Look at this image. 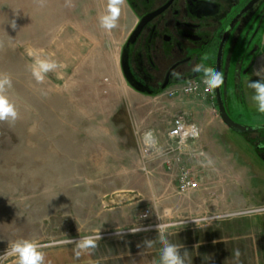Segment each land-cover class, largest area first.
Returning a JSON list of instances; mask_svg holds the SVG:
<instances>
[{"label": "rangeland", "instance_id": "rangeland-1", "mask_svg": "<svg viewBox=\"0 0 264 264\" xmlns=\"http://www.w3.org/2000/svg\"><path fill=\"white\" fill-rule=\"evenodd\" d=\"M132 28L124 0H0V94L17 112L0 121V264H16L3 254L24 241L44 264H162L166 244L199 264L229 243H264V213L221 217L264 206V113L251 86L264 84V54L229 91L230 118L260 129L240 134L203 98L133 92L120 70ZM37 60L57 66L37 79ZM195 103L212 121L206 146L169 154L174 118L196 117ZM150 133L162 149L146 158ZM178 159L200 188L180 191ZM83 238L95 248L78 247Z\"/></svg>", "mask_w": 264, "mask_h": 264}, {"label": "flooded vegetation", "instance_id": "flooded-vegetation-1", "mask_svg": "<svg viewBox=\"0 0 264 264\" xmlns=\"http://www.w3.org/2000/svg\"><path fill=\"white\" fill-rule=\"evenodd\" d=\"M124 3L133 28L121 48L120 70L126 85L142 96L161 95L211 69L222 75L227 106L229 91L243 89L244 77L264 54V0ZM198 64L202 70L194 72Z\"/></svg>", "mask_w": 264, "mask_h": 264}, {"label": "built area", "instance_id": "built-area-1", "mask_svg": "<svg viewBox=\"0 0 264 264\" xmlns=\"http://www.w3.org/2000/svg\"><path fill=\"white\" fill-rule=\"evenodd\" d=\"M205 79L206 76L190 80L185 84L170 88L163 94L169 98L200 97L210 101L213 105L217 104L215 89L208 91L204 82ZM201 133V128L197 124L190 122L189 116L186 113H179L174 118L172 126L167 134L166 143L167 146L170 147L168 153L173 154L185 151L190 143L200 140ZM143 146L146 158H150L152 155L160 153L162 149L161 144H159V141L152 136V133L145 136ZM177 163L179 164L178 185L180 191L187 193L200 188V181L199 183L197 182L195 174L184 164V162L178 159ZM262 213H264V206L252 207L249 210L233 212L221 217L229 218L234 216H247Z\"/></svg>", "mask_w": 264, "mask_h": 264}, {"label": "clouds", "instance_id": "clouds-1", "mask_svg": "<svg viewBox=\"0 0 264 264\" xmlns=\"http://www.w3.org/2000/svg\"><path fill=\"white\" fill-rule=\"evenodd\" d=\"M108 27L115 26V17H113L112 22L107 25ZM37 69L34 74L37 76V79H42L41 73H46L57 65L48 60H37ZM202 65L198 64L193 68L194 72H199L202 70ZM205 71V84L208 91L219 87L223 83L222 75L220 73L212 74L211 69H204ZM174 75H176L174 73ZM9 83L5 80L0 82ZM257 91L256 99L259 102V111L264 113V84L259 82H254L252 85ZM17 119V112L15 107L8 101L7 97L3 94H0V121H8L14 123ZM34 129H30L33 131ZM163 227V226H162ZM135 231V230H134ZM99 235L95 236V240H99ZM71 241H65V243H70ZM162 242H164L162 240ZM166 243V242H165ZM96 244L92 238H83L82 241L78 244V247L81 249L95 248ZM80 252L76 253V256L79 257ZM3 256L5 258L12 256L16 258V264H44V254L38 250L37 246L30 241L24 242H15L11 245L10 251H6ZM162 264H184L183 259L180 257L178 248L175 245L166 244V247L163 249L162 253Z\"/></svg>", "mask_w": 264, "mask_h": 264}, {"label": "crops", "instance_id": "crops-1", "mask_svg": "<svg viewBox=\"0 0 264 264\" xmlns=\"http://www.w3.org/2000/svg\"><path fill=\"white\" fill-rule=\"evenodd\" d=\"M196 102V101H195ZM196 105V103H195ZM198 105H196L192 110L196 113V117L189 118L190 122H193L197 124L201 128V138H200V144L199 141H196L195 144L194 142L191 143V145H194L195 149H201L205 147L206 145L204 144V139L207 134V125L210 124L209 119H203L202 116H200L201 112L199 109H197ZM187 114V112H186ZM189 114V112H188ZM187 114V115H188ZM203 114V113H202ZM213 122H216L213 120ZM220 124L224 125L222 121H219ZM225 126V125H224ZM250 222V220H248ZM252 222V221H251ZM228 235L231 234L230 231H228ZM253 232L252 231H246L243 229V231L237 233V235H242V236H248L251 235ZM259 242H254L252 239H245L243 242H237L234 244H228V249L226 251V254L223 250L217 248L212 251L211 255L206 254L202 257V259L199 258V264H235V263H262L264 264V260L262 259L259 261V258L261 257V253H264V243H262V239ZM241 254H239V253ZM92 262L84 263V264H91Z\"/></svg>", "mask_w": 264, "mask_h": 264}, {"label": "water", "instance_id": "water-1", "mask_svg": "<svg viewBox=\"0 0 264 264\" xmlns=\"http://www.w3.org/2000/svg\"><path fill=\"white\" fill-rule=\"evenodd\" d=\"M216 100H217V107L219 111V116L222 121V123L230 130L240 133V134H248V133H255L258 132L260 129H254V128H248L245 126H242L240 124L235 123L227 112V107L224 103L222 92L220 86L216 88Z\"/></svg>", "mask_w": 264, "mask_h": 264}, {"label": "bare ground", "instance_id": "bare-ground-1", "mask_svg": "<svg viewBox=\"0 0 264 264\" xmlns=\"http://www.w3.org/2000/svg\"><path fill=\"white\" fill-rule=\"evenodd\" d=\"M148 141H150V140H148Z\"/></svg>", "mask_w": 264, "mask_h": 264}]
</instances>
